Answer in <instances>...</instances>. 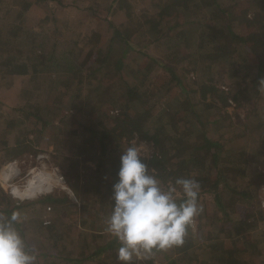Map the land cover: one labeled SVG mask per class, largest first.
I'll use <instances>...</instances> for the list:
<instances>
[{"label": "trees", "instance_id": "1", "mask_svg": "<svg viewBox=\"0 0 264 264\" xmlns=\"http://www.w3.org/2000/svg\"><path fill=\"white\" fill-rule=\"evenodd\" d=\"M48 1L61 2V0ZM248 1L249 5L254 3L259 5L255 18L247 19L248 24L254 26L256 22H259L261 29L260 33L251 34L255 39L252 44L253 50L247 52L251 58L248 57L242 62L237 58L238 54H234L237 49L231 51L234 43L241 41L244 44L246 42V39L234 30L238 24L235 16L239 15L233 11L237 5L236 0H163L159 6L160 18L168 14L167 8L173 4L177 7L182 6V9H178L181 15L184 12L188 13L189 6L194 5V9H199V18L183 21V26L182 24L173 26L170 36H166L169 30L160 31L158 29L162 18L157 24L150 21L149 23L153 25L152 29L144 30L142 18L135 19L132 7L129 5V9L125 11L128 21L113 25L114 35L108 40L107 45L92 48L93 50L97 48L96 53L99 58L84 67L78 68L77 64L76 67H74L75 64L70 67L74 68V71L69 76L75 78L76 83L81 84L78 91H74L71 101L80 97V88L83 85L86 89V97L89 99L86 105L91 109H95L91 99L96 97L92 94H102L101 100H105L103 96L106 94L111 101L105 110L94 112L93 116L101 117L103 120L100 126L78 123L77 127L70 130L71 145L75 147L77 157H68L66 154L62 156L63 166L68 175L67 184L76 199L85 206L84 213H81L80 217L84 227L92 231L96 228L107 229L105 219L101 216L103 212L95 209L94 205L101 204L102 210L103 208L109 209L110 206L112 208V186L118 180L120 157L123 149L132 144L131 140L136 136L153 145V153L145 163L154 170L165 188L179 177L198 180L201 185L198 200L204 201V196L213 193L216 205L224 211L226 223L230 226V230L229 228L218 230V222H213L212 230L204 229L203 223L206 222H202L204 211L201 207L202 211L194 219L197 229L191 225L188 227L183 245L170 248L173 256H167L166 249H154L142 259L138 260L133 257L135 261H132V264H158L157 259L162 261V264H249V262H254V260L251 262V256L259 255L260 250L264 253V248H262L264 239L257 241L247 235L248 231L244 234L246 229L250 232L252 228L257 229L260 226L258 221L252 218L255 212L242 217L239 214L232 215L231 210L233 212L236 207L227 203L232 199V203L237 201L239 194L245 197L251 195L252 182H247L241 189L237 181V178L246 176V166L252 161L250 156L254 153L253 155L260 158V160L256 159L255 165L264 164V45L257 47L260 41L264 40V0ZM16 2L17 0H0V14H6L0 16L7 20L0 28V74L8 72L27 75L33 78L32 85L39 84L47 80L49 71L53 70L60 74L59 71L63 70L65 63L62 61V52H59V55L54 52L47 59L37 57V51L29 50L25 59H19L16 54L7 52L9 49L5 43L8 38L25 40L26 43L31 44L33 40L31 37L38 38L40 35L38 29H29L25 26V13L33 1H23L22 12L11 8L16 5ZM76 7L82 10V7ZM88 7L91 9L93 6ZM11 10L16 11V15L9 13ZM208 12H212L209 21L206 20ZM191 29L194 32H200L199 35L192 40L190 38L189 49L187 47L180 49V43L187 40ZM149 34L154 36L151 43L166 45L165 55L157 58L146 52H139L141 57L145 55L148 60L142 58L140 63L137 62L135 69L131 72L127 71L129 70L127 54L131 51L129 55L131 56L132 52L137 50L133 42L141 38L146 39ZM34 44L37 45L36 39ZM91 44H94V38ZM53 48L52 51H57L55 46ZM186 62H188L187 65ZM227 69L234 78L228 90L215 83V78L222 73L221 70ZM124 71L128 72V77L123 76ZM111 75L116 78L104 87L102 85L104 76ZM93 80L99 83L95 85ZM115 81L121 85L113 86L112 83ZM65 85L66 92L73 89L68 83ZM248 103L252 107L248 108ZM230 106L234 107L233 111L226 110ZM37 107L36 110L29 111V119L34 118L37 124L44 127L49 122L48 118L42 112L44 107L41 105ZM243 108H246V114L242 116L240 110ZM216 109L220 110V113L215 115V120L212 122L206 112ZM205 114L207 117L203 118ZM232 115H236L237 118L232 120ZM186 116L193 121L191 123L193 131L180 133L184 129H190ZM24 120L21 121L23 124ZM230 128L240 131L245 129L248 135L245 136L247 139H239L241 140L240 146L227 150L226 144L212 138V135L221 132L222 129ZM172 129L177 131L174 130L175 132L171 133ZM124 138L126 141H123ZM248 138H252L255 144V146L250 144L252 149L248 142L251 140ZM4 144L3 153L14 151L13 149L20 146L18 141L11 143L5 141ZM20 152L22 151L16 154L19 155ZM96 157L99 158L97 167L92 164ZM82 166L85 167V172H81ZM259 176L260 174L256 177ZM81 177L85 178V182ZM81 180L83 184H80ZM257 189L256 186L253 190ZM48 190L50 192L51 183L48 185ZM62 194L55 193L37 201L1 210L0 218L6 220L12 213L17 211L20 213L25 206L30 210H37L38 207L41 205L44 207L47 203L59 205V203L69 201L70 195L65 191ZM18 198L22 200L23 196L18 195ZM75 206L78 207L76 204ZM66 208L70 210L71 206L68 205ZM73 209L77 210L76 207ZM256 213L264 215V210L259 206ZM38 223L42 231H45V228L48 232L53 230V225L43 226L42 219ZM17 225L21 235L25 236L21 223ZM63 226H69V230L71 228L70 224ZM84 227L79 230L82 236L85 234ZM214 228L216 230H213ZM56 231L58 233L59 230ZM242 234H244V246L239 244L236 238ZM90 235L92 239L97 236L94 232ZM54 237L56 236H48V240ZM115 241L117 243V240ZM25 243L28 248L29 243L27 241ZM92 246L97 249L89 253L85 260H98L99 252L112 248L115 242L113 240L105 245L96 243ZM118 246H121L119 242ZM195 250L199 251L195 252ZM66 259L70 262L73 260L69 257ZM77 260L76 263L85 261ZM94 264H107V262L99 261Z\"/></svg>", "mask_w": 264, "mask_h": 264}, {"label": "rangeland", "instance_id": "2", "mask_svg": "<svg viewBox=\"0 0 264 264\" xmlns=\"http://www.w3.org/2000/svg\"><path fill=\"white\" fill-rule=\"evenodd\" d=\"M23 1L25 0H17L18 3L16 2V5L11 6V8L13 7V10L17 12H22ZM31 1H33V4L27 12L24 11L26 12L25 26L29 29H38V31H40L38 34L40 35L38 38L36 36L31 37L33 39V43L31 41V44L30 42L26 43L25 40L24 42L17 38H8L5 43L9 49L7 52H12L14 55L16 54V57L19 59H25L29 50L31 52L37 51V57H42L43 59L49 58V55L54 52L58 55L62 52V61L65 64L63 70L59 71L60 74L53 70L49 71L47 80L34 85L31 84L33 78L27 75H16L8 72L0 74V212L14 205H22L27 202L37 201L38 199L55 193L61 195L62 192L65 191L70 195L69 201L59 203V205L47 203L44 207L41 205L37 210L33 209L36 211L30 210V208L25 206L19 213L23 218L22 222H20L25 232V236L23 237L25 241L29 243L27 249L30 253L35 254L38 260L35 261V264H94V262L99 263V261L107 262V264H121L117 259V250L120 247L118 246V240L106 229L102 230L101 228H96V230L92 231L84 227L80 217L81 213H84L83 208H85V206H83L81 201L76 199L74 194L67 190L70 186L67 184L68 175L63 166L62 156L66 154L68 157H77L76 149L71 145L72 136L70 130L77 127L78 123H90L91 125L96 124L100 126L103 120L101 117L93 116L94 112L95 110L97 113L101 112L111 104L106 94L103 96L105 100H101L102 94L99 95L97 93L92 94L93 97H95V95L96 97L91 99L93 101L92 106L95 109L93 110L88 107L86 104L89 99L86 97V89L83 88L84 85L80 88V97L77 99L74 98L73 101H71L74 91H78V87H81V84L76 83L75 78L69 76L74 71V68L71 69L70 67H72V64H75L74 67H76V64L78 68L84 67L91 62H95L96 58H99L96 53L97 48H95V50L92 48L98 47L99 45V47L107 45L108 40L114 35L112 30L113 25L128 21L125 11L129 9V5L132 7L135 19L142 18L141 21L144 25V27L142 26L144 30L152 29L151 27H153V25L149 23L150 21L157 24L162 18V22L158 26V29L160 31L169 30L166 36H170L173 26L182 24L183 21H187L188 19H198L200 15L199 9H194V5L191 4L192 6H189V11L187 10L188 13L184 12L182 13L183 15H181L178 9H182V6L177 7L173 4L171 7L167 8L168 14L160 18L159 6L163 0H61L59 3L48 0ZM236 3V8L234 7L235 9H233V11L239 15L235 16V20L238 24H236L237 26L234 27V30L241 34L246 39V42H244V44L241 41L234 43L231 51L237 49V52L234 54H238L237 58L242 62V60L249 57L247 52L253 50L252 44L255 39L254 35L251 34L253 32H255V34L260 33L261 23L256 22L253 26L249 25L247 21V19L250 20L255 18V14L259 9L258 4L254 3L249 5L248 0H236ZM76 6L82 7V10H80V8L77 9ZM88 6L93 7L90 9ZM13 10L9 11V13ZM16 11L11 14L16 15ZM4 14L2 13L0 15ZM211 17L212 12H208L206 20L209 21ZM6 21V19L0 16V28ZM57 27H59V29H57ZM46 29L49 32H47ZM137 33L139 34V30ZM199 33L191 29L187 40L180 43V49L185 47L189 49V43H191V40L194 39L196 35H199ZM92 38H94V44H91ZM153 38L154 36L149 34L146 36V39L141 38L139 41L136 40V42H133L137 50L133 51L131 56H129L131 51L127 54L129 66V70L127 71L131 72L135 69L137 67V62L140 63L142 58L148 60L145 55L141 57L139 52H146L148 55L157 58L165 55L166 45H158L155 42L151 43ZM35 39L36 46L34 44ZM261 44L264 45V40L260 41L257 47ZM54 46L57 51H52L54 50ZM46 61L50 62L49 60ZM187 63L188 62L185 64L187 65ZM124 72L123 76L128 77V72ZM221 72V75L215 78V83L228 90L232 86L234 78L231 76L228 69L224 71L221 70ZM104 77L102 81L104 87L111 84L113 81L112 79L116 78L112 75ZM73 79L74 81H72ZM67 83L74 90L71 89V91L66 92L65 84ZM93 83L97 85L99 81L93 80ZM112 85L118 87L121 84L115 81ZM115 87H113V89ZM37 105L44 107L42 112L47 116V120L49 121L44 127L37 124L34 118L31 117L29 119V111L36 110L38 108ZM249 107L252 106L249 104L248 108ZM233 108V106H230L226 108V110L233 111ZM245 111L246 108L240 110L242 116L246 114ZM206 113L209 115L208 118L213 122V120H215V115H218L220 110H211ZM162 114L163 112L161 116ZM207 114H205L203 118H206ZM235 117L237 118L236 115H232V120H235ZM23 119H25L24 124L21 122ZM187 119L188 123H190L188 125L190 129H184L180 133L193 131V126L191 124L193 121L188 117ZM194 126H196V124ZM174 130L177 131L176 129ZM174 130L172 129L171 133H174ZM246 133L248 132L245 129H242V131L233 128L226 130L222 129L221 132L215 133L214 136L212 135V138L220 141V143H225L226 149L229 150L235 146H240L239 142H241V140L239 141V139H247L245 136L248 134ZM248 139L251 140L248 141L249 145L252 144L255 146V144H253V139ZM5 141H10V143L18 141L20 146L13 149L14 151L3 153ZM123 141H126V138H124ZM131 141L135 143V139ZM124 144L122 143V145L128 146L126 143ZM252 145H250L251 149ZM18 151H22L20 152L21 154L17 155L16 153ZM246 152L249 153L248 151ZM226 153L228 154L229 151ZM253 154L250 156L252 157V161L248 162L249 164L246 166V176L237 178L239 188L241 189H243V185H246L247 182H252L251 195L245 197L239 194L237 195V201L232 203V199L228 200L227 203L236 207L233 212L231 210L232 215L239 214L242 217L248 213L255 212L252 218H255L260 226L257 229L252 228L250 232L247 229L243 231L244 234L248 231L247 235L258 241L264 239V215L256 213L259 206L264 210V164L255 165L256 159L260 160V158ZM39 155L43 157H39ZM98 159L99 158L96 157L92 163L95 167H97L96 164L99 161ZM14 160L18 161L17 166L9 164ZM82 163L84 162L82 161ZM85 163L87 164L89 162ZM258 163H260V161ZM9 165L13 166L14 169L17 167L18 170L16 173H19L16 175L13 174L14 172L8 169ZM80 169L81 172H85L86 170L84 166ZM4 170L12 173L8 183L3 177ZM258 174H260V176L256 177ZM61 176H63L65 180H63ZM81 179L85 182V178L81 177ZM82 180L80 184H83ZM11 183L20 185L22 188L18 186L14 187L11 194L9 186ZM50 183L51 190L49 192L48 185ZM256 186L258 189L253 190ZM18 195L23 196V199H19ZM203 198L205 199L204 201H199L200 207H202L204 211L202 222H206L203 223V228L212 230L214 226L212 223L218 222V230H220V228H229L228 230H230V226L225 220L224 211L216 205L215 195L213 193H208L207 196ZM75 204L78 205V207L75 206ZM68 205L71 206L70 210L66 208ZM48 206L51 207L50 210ZM74 207H76L77 210L73 209ZM101 207V204L94 205L95 209L97 208V210L103 212L101 216L106 222L109 211L110 209L112 210V208L110 206L109 209L103 208L102 210ZM40 219L44 222L43 226L53 225V230L48 232V229L45 228V231H42L38 223ZM47 219L51 220L50 223H45ZM195 223L196 222H194V229H197ZM65 224L71 225L70 230L68 229L69 226H63ZM15 226L19 229L17 224ZM83 227L85 234L82 236V234H79V230L83 229ZM57 229L59 230L58 233L56 231ZM213 230L216 229L214 228ZM93 232L97 235L95 239H92L90 235ZM244 234L236 237L239 244L243 246ZM51 235L56 236L54 239H51L52 241L48 240V236L51 237ZM113 240L115 246L99 252L97 255L98 260H85L89 253H93L97 249L92 245L96 243L105 245ZM115 240H117V243ZM65 251H68V253H65ZM198 251L199 250H195V252ZM165 252L167 256H173L172 249L168 248ZM43 253L44 255L42 256ZM198 254L199 257H201V254ZM67 257L73 260L71 262L67 261ZM250 258L251 262L253 260L254 262H249V264H260L264 262V253L260 250L259 255L251 256ZM77 259L85 261L76 263V261H78ZM135 259H133V261H135ZM157 262H159L158 264L163 263L158 259L156 260V263Z\"/></svg>", "mask_w": 264, "mask_h": 264}, {"label": "clouds", "instance_id": "3", "mask_svg": "<svg viewBox=\"0 0 264 264\" xmlns=\"http://www.w3.org/2000/svg\"><path fill=\"white\" fill-rule=\"evenodd\" d=\"M149 158L146 143L137 138L123 149L118 180L112 186V210L106 219L107 231L120 243L117 259L132 264L154 249L181 246L188 227L202 208L201 185L194 178H176L165 188L145 161ZM18 212L0 218V264H35L36 255L27 249L16 224Z\"/></svg>", "mask_w": 264, "mask_h": 264}, {"label": "built area", "instance_id": "4", "mask_svg": "<svg viewBox=\"0 0 264 264\" xmlns=\"http://www.w3.org/2000/svg\"><path fill=\"white\" fill-rule=\"evenodd\" d=\"M137 136L134 138L135 139V142H136V140H137ZM140 141H142V142H144V143H146L147 144V146H148V149H149V157L152 155V153H153V145L151 144V143H149L147 140H145V139H139ZM39 157H43L42 155H39ZM10 165H12V164H14L15 166H17L18 165V161L17 160H14L13 162H10L9 163ZM10 165H9V170H11L12 168L10 167ZM19 173V172H18ZM18 173H15V175L16 174H18ZM49 174V173H48ZM61 178L63 179V180H65L64 179V177L63 176H61ZM9 179H11V177H9V178H7L6 179V182L8 183V181H9ZM10 186V193L12 192V190H13V188L14 187H16V186H18L19 188H22L20 185H17V184H12L11 183V185H9ZM66 187V186H65ZM69 192H71L72 194H74L73 193V191L68 187V189H67ZM263 190H264V187H263ZM264 192V191H263ZM12 194V193H11ZM263 203H264V201H263ZM48 209L50 210L51 209V207L50 206H48ZM50 219H47V220H45V223H50ZM191 226H194V222H193V224L191 225Z\"/></svg>", "mask_w": 264, "mask_h": 264}, {"label": "bare ground", "instance_id": "5", "mask_svg": "<svg viewBox=\"0 0 264 264\" xmlns=\"http://www.w3.org/2000/svg\"><path fill=\"white\" fill-rule=\"evenodd\" d=\"M12 169L10 170L11 172H14L13 174H15L16 172H17V170H18V168L17 167H15V169L13 168V166H10ZM6 170V169H5ZM3 171V177H4V179H5V181H6V179L7 178H9V177H11V172H9V171ZM13 177V176H12Z\"/></svg>", "mask_w": 264, "mask_h": 264}, {"label": "crops", "instance_id": "6", "mask_svg": "<svg viewBox=\"0 0 264 264\" xmlns=\"http://www.w3.org/2000/svg\"><path fill=\"white\" fill-rule=\"evenodd\" d=\"M111 213V210L109 211V214ZM168 259H169V257H168Z\"/></svg>", "mask_w": 264, "mask_h": 264}]
</instances>
